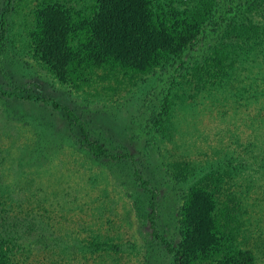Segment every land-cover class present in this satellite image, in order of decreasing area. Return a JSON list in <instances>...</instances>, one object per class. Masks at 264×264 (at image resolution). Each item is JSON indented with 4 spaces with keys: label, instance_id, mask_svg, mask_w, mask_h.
I'll return each instance as SVG.
<instances>
[{
    "label": "rangeland",
    "instance_id": "1",
    "mask_svg": "<svg viewBox=\"0 0 264 264\" xmlns=\"http://www.w3.org/2000/svg\"><path fill=\"white\" fill-rule=\"evenodd\" d=\"M6 1L0 0V16ZM44 2L11 0L5 32L0 28V211L16 218L11 230L18 229L15 242L26 251L11 248L0 264H172L163 246L146 232L141 217L145 197L133 173L155 190L157 231L177 246L188 200L166 163L212 161L198 138L202 135L206 144L215 145L224 121L214 110L195 107L177 118L178 134L169 140L152 122L167 86L214 44L227 9L244 0L216 1L213 16L184 53L180 68L168 62L150 74L127 77L102 63L90 64L98 60L82 62L71 72L64 64L72 58L70 50L68 58L59 48L62 42L43 35ZM248 125L252 133L258 126L254 121ZM242 129L237 131L238 145L248 135ZM179 137L193 146L186 149ZM91 142L105 154L90 148ZM250 182L243 199L246 210L235 227V247L247 251L253 264H264V181ZM204 249L198 246L197 258L187 264H221L213 255L201 258Z\"/></svg>",
    "mask_w": 264,
    "mask_h": 264
},
{
    "label": "trees",
    "instance_id": "2",
    "mask_svg": "<svg viewBox=\"0 0 264 264\" xmlns=\"http://www.w3.org/2000/svg\"><path fill=\"white\" fill-rule=\"evenodd\" d=\"M216 1L46 0L40 10V25L48 40L62 42L59 48L65 49L68 58L70 50L72 58L64 64L71 72L82 62L98 60L90 64L102 63L125 77L150 74L168 62H176L180 68L184 53L197 41L206 20L213 16ZM10 2L6 1L0 16L3 32ZM227 12L229 15L214 44L167 86L152 122V126L163 129L166 140L178 134L177 118L192 113L195 107L216 111L226 123H221L222 137L215 145L206 144L202 135L198 138L199 145L211 153L212 161L192 163L179 159L166 163L175 186L188 200L183 219L179 220L183 232L182 242L177 246H170L157 231L155 190L137 171L133 173L145 197L141 217L146 232L163 246L172 264H187L191 257L193 263L198 246L207 247L201 258L213 255L221 264H253L247 251L235 247L234 232L246 210L243 199L246 200L250 180L264 181V0H244ZM54 49L59 51L56 46ZM35 100L45 103L40 98ZM51 106L59 108L54 102ZM64 113L72 117L70 111L64 109ZM247 121L257 123L253 133ZM239 127L248 131L242 145L237 144ZM78 128L87 142L80 124ZM221 139L228 143L223 144ZM178 142L186 149L193 146L188 138L179 137ZM90 148L105 154L95 142L90 143ZM189 201L194 203L189 205ZM0 214V258L5 259L11 248L25 253L15 242L18 229L11 230L16 218L1 211ZM204 226L209 227V232ZM94 247L106 248L103 244ZM58 250L65 252L64 245ZM51 253L58 257V253L52 250Z\"/></svg>",
    "mask_w": 264,
    "mask_h": 264
}]
</instances>
